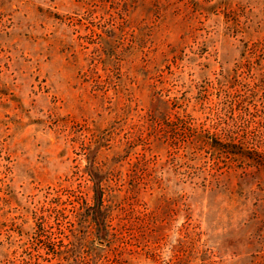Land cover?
Segmentation results:
<instances>
[{
	"label": "rangeland",
	"instance_id": "374dc122",
	"mask_svg": "<svg viewBox=\"0 0 264 264\" xmlns=\"http://www.w3.org/2000/svg\"><path fill=\"white\" fill-rule=\"evenodd\" d=\"M99 1L0 0V264L13 252L2 250L8 229L15 240L13 230L27 233L34 213L49 209L55 198L83 190L90 177L106 179V151L115 141L106 142V133L125 141L129 100L143 113L153 96L193 98L204 81H214L239 61L243 36L226 30L234 22L225 13L207 19L189 0H169L170 6L147 0L120 38L123 55L106 63V15L88 5ZM218 1L247 7L235 20L241 27L247 11L263 0ZM165 175L163 200L144 194L135 206L152 212L162 226L156 240L140 244L149 248L135 263L173 264L176 255L195 249L214 264H247L246 241L254 229L231 232L219 219L215 194L195 191L183 176ZM177 194L182 200L173 205ZM116 229L114 216L109 230Z\"/></svg>",
	"mask_w": 264,
	"mask_h": 264
},
{
	"label": "trees",
	"instance_id": "16d2710c",
	"mask_svg": "<svg viewBox=\"0 0 264 264\" xmlns=\"http://www.w3.org/2000/svg\"><path fill=\"white\" fill-rule=\"evenodd\" d=\"M155 1L172 4L169 0ZM146 2L88 3L106 15V63L123 55L119 52L120 38ZM188 3L207 19L211 13L222 12L234 22L225 28L234 36H243L239 39V61L222 69L214 81H204L193 98L153 96L143 113L129 100L124 107L125 141L113 132L106 133V142L110 137L115 140L106 151V179L93 175L96 177H90L83 190L72 191L65 200L55 198L49 209L34 213L35 223L27 233L13 230L15 240L8 229L2 250L3 254L5 250L13 252L12 257L5 255L4 264H137L134 260L149 248L140 244L156 240L162 226L156 224L152 212L137 211L135 206L144 194L163 200L162 192L168 189L167 182L164 190L161 187L168 180L165 174L183 176L185 182L196 186L195 191L215 194L220 199L216 205L219 219L225 220L231 232L253 228L251 240L246 241L247 264H264V0L261 7L247 11L241 27L236 21L246 13V6L233 8L218 0ZM116 19L120 20L117 25ZM98 39L104 42L101 35ZM134 55L129 53L128 59ZM145 70L141 69L142 73ZM106 84L112 87L110 74ZM195 111L203 116L196 117ZM177 195L173 205L182 200ZM114 216L119 219V229L111 233ZM146 254L156 257L155 252ZM205 258L193 249L176 255L173 264L196 260L214 264Z\"/></svg>",
	"mask_w": 264,
	"mask_h": 264
}]
</instances>
